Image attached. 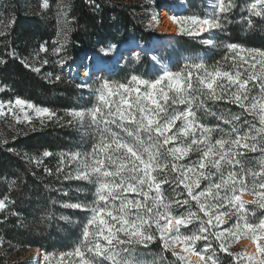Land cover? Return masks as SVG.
<instances>
[{
    "label": "trees",
    "instance_id": "1",
    "mask_svg": "<svg viewBox=\"0 0 264 264\" xmlns=\"http://www.w3.org/2000/svg\"><path fill=\"white\" fill-rule=\"evenodd\" d=\"M177 1L66 0L61 8L59 5L62 0H47V7L43 6L44 0H0V87L5 88L0 97H19L48 108L56 114L35 130L0 143V199L7 198L8 205L6 209L0 210V249L6 247L19 253L36 248L35 250L41 249L45 256L49 255L50 264H79L78 257L67 254L72 253L77 246L82 247L84 225L92 213L90 210L72 208L69 205L86 204L90 209L96 201V185L76 178L78 165L75 161L69 162L70 154L92 153L94 146L99 143L100 132L95 126H89L87 121L82 125L71 113L76 109H89L96 105V89L104 80L115 85L129 82L133 75L154 80L160 74L157 67L151 66L148 52L133 53L124 56L115 72L104 76L99 74L96 77L104 78L95 77L96 79L88 81L93 91L86 93L80 88L78 80L68 77L67 73L58 68V64L69 60L78 62L82 56L115 45V53L111 59L99 60L112 63L126 45L142 43L149 46L158 36L151 40L155 32L149 26L146 16L164 6H174ZM186 2L187 7L181 13L187 16H207V4L204 0ZM250 3L251 0H232L231 11L220 16L221 27L216 32V46L209 49L204 58H200L209 70L213 67L233 72L237 70L238 65H233L232 53L226 48L229 44L240 45L245 50L264 51V15H251ZM62 29L66 38L59 41ZM201 40L200 36L181 35L176 37L173 43L178 46L180 54H195L203 50L205 43ZM42 47L47 51H42ZM56 48L61 51L56 53ZM135 54H138L139 64L126 68L130 61L136 59ZM45 60L47 63H43ZM187 60L178 55L168 70L181 71ZM57 76L60 77L59 80L56 79ZM191 83L195 91L189 90L192 97L190 107L194 112L195 122L209 130V139L213 143L217 139H235L237 135L248 133L250 128L251 135L256 136L257 151L251 152L241 148L239 151L243 154L236 156L239 164L233 168L223 165L221 171L225 174L228 171L239 172L241 166L245 171H258L260 157L264 155L260 151L264 147V134L256 132L261 126L258 118L233 103L227 94L221 100L209 99L200 90L195 75ZM249 89L250 97L259 96L258 84L253 87L250 83ZM171 95L169 93L170 97ZM187 107L188 105L184 104L172 105L169 110L175 108L176 111H182ZM236 116L240 117L238 121L233 119ZM179 124L177 121L178 126ZM100 128L103 129L104 125L101 124ZM129 131L134 132L135 127L129 126ZM109 133H115L124 142L133 145L138 152H143L134 136H129L118 125H109ZM109 133L105 134L106 139H109ZM141 139L145 147L152 143L143 131ZM171 146L173 145L161 148L159 157L161 163H167L169 168L163 172H153L158 179L163 176L169 181L161 186L164 202L170 205L173 216L193 212L203 218V213L199 211L196 202L187 196L183 185L173 180L175 174L170 170L172 157L166 154V149ZM225 147L227 149L228 145ZM44 152H50L52 155L44 156ZM118 155L120 154L113 153L114 158ZM100 156L104 158L103 154ZM143 158L147 159V153H143ZM198 159L199 153L192 152L189 157L177 163L192 166ZM105 163L108 164L107 159ZM58 168L60 171H57ZM109 170H114V167ZM251 179V176H246L249 188L238 195L245 193L256 197L251 190ZM209 182L201 180V188L194 189V192L200 191ZM126 195L128 198H139L135 193ZM176 200H188L189 203L177 206ZM247 202L249 203L245 204V210L248 222L258 223L259 219L264 218V208L251 203V200ZM97 203L102 206L101 202ZM114 203L119 205V201ZM222 210L227 211L228 216L227 224L220 225L221 229L232 224L237 214L235 207H225ZM200 223V220L194 219L193 223L180 229V234L195 232ZM150 232L156 236L151 242L117 247L116 258L120 264H184L176 254L178 251L165 248L154 224ZM242 239L252 238L241 236L231 244V253L241 252L237 246ZM207 243L211 244V248L206 252L202 251L205 241H198L194 246L197 251H202V254H211L212 250H215L214 258L218 264H237L235 257L223 252L211 236ZM62 253L65 254L63 257ZM86 255L91 256L89 253ZM40 264H45V259H41ZM94 264H112V261L107 257L97 256Z\"/></svg>",
    "mask_w": 264,
    "mask_h": 264
},
{
    "label": "snow or ice",
    "instance_id": "2",
    "mask_svg": "<svg viewBox=\"0 0 264 264\" xmlns=\"http://www.w3.org/2000/svg\"><path fill=\"white\" fill-rule=\"evenodd\" d=\"M43 6H48L47 0H44ZM232 6V0H216L213 12L205 17L174 16L172 19L182 22L181 32L185 31L183 23L191 24L189 35L210 33L221 27L220 16L231 11ZM249 10L251 15H264V0H251ZM248 23L251 26L250 19ZM203 43L216 46L212 39L204 40ZM115 47L111 45L106 52H111ZM226 48L232 53L233 65H238L234 72L222 70L220 67L209 70L203 59L188 58L181 71L165 69L154 80L136 75L131 76L129 82L115 85L104 80L96 89L98 103L92 108L71 113L82 125L87 121L89 126H95L100 132L99 143L94 146L92 153L70 154L69 162L75 161L78 165L76 178L96 185V201L90 209L86 204L69 205L72 208L90 210L92 213L84 225L82 247L77 246L72 253L67 254L78 257L79 264H94L97 256L107 257L112 264H120L116 258L117 247L133 243L145 244L156 239L150 232L153 224L159 238L164 241L165 248H174L176 243L183 242V251H195L204 264H218L214 258L215 250L207 257L202 254V251L206 252L211 248V244L207 243L209 236L223 252L234 256L237 264H264V259L258 261L255 255L246 251L230 252L232 243L241 236H250L257 241V252L264 258V244L259 243L264 240V218L259 219L258 223L248 222L245 204L249 202L241 200L238 195L249 188L246 176H251V190L257 197L251 203L264 208V155L260 157L258 171H245L243 166L239 172L228 171L225 174L221 171L223 165L233 168L239 164L236 156L243 154L239 151L241 148L256 152V136L251 135L250 128L248 133L237 135L235 139H217L213 143L209 139V130L195 122V115L190 107L192 97L189 90L193 89L191 81L195 75L200 90L209 99L221 100L227 94L233 103L258 118L261 126L256 132L264 134V51L245 50L237 44H229ZM41 50L47 51L43 47ZM54 51L59 53L61 49L56 48ZM43 63H47V60ZM56 79L59 80L60 77L57 76ZM250 83L253 87L259 85V96H249ZM169 93L172 94L171 97ZM113 97L117 99L114 100ZM179 104L188 107L182 111H176L175 108L169 110L172 105ZM25 106L33 109L39 117L52 119L56 115L48 108L37 107L17 97L15 101L7 102V111L4 102H0V116L11 114L18 122L21 119L31 121L32 117L25 112ZM14 108L24 113L23 117L13 111ZM233 119L238 121L240 117ZM177 121L180 122L179 126ZM101 124L104 125L103 129L100 128ZM109 125H118L129 136H134L143 152H138L133 145L124 142L115 133H109ZM129 126H134L135 131H129ZM141 131L152 141L147 147L141 139ZM106 133H109V139H106ZM167 145H173L166 149V154L173 161L170 165L171 172L175 174L173 180L183 185L187 196L196 202L199 211L203 213V218L193 212L173 216L170 205L164 202L161 186L169 181L163 176L158 179L153 172H163L169 168L167 163H161L159 159L160 149ZM260 151L264 153V147ZM192 152L199 153V159L194 165H178V161L189 157ZM113 153L120 155L114 158ZM143 153H147V159L143 158ZM43 155L52 154L44 152ZM113 167L114 170H109ZM213 176L216 178L211 179ZM201 180L210 182L200 191L194 192V189L201 188ZM131 193L139 198H128L126 194ZM6 199H0V210L8 207ZM115 201H119L118 206ZM97 202H101L102 206ZM188 203V200L175 201L177 206ZM225 207H235L237 214L232 224L221 229L220 225L227 224L225 217L228 212L222 210ZM194 219L201 221L200 227L188 235H181L180 229L186 228ZM202 240L205 241L204 249L196 251L193 246ZM176 254L184 264H190L185 255ZM64 255L61 254L62 257Z\"/></svg>",
    "mask_w": 264,
    "mask_h": 264
},
{
    "label": "rangeland",
    "instance_id": "3",
    "mask_svg": "<svg viewBox=\"0 0 264 264\" xmlns=\"http://www.w3.org/2000/svg\"><path fill=\"white\" fill-rule=\"evenodd\" d=\"M204 1L207 4V7L205 9L206 14L209 15L212 12L213 5L216 3V0H204ZM65 2H66V0H62V3L59 6H61V8H63L62 6L65 4ZM182 3H185V5L187 7L186 0H178L175 5L179 9L180 5ZM168 13L173 14V17L175 16L177 18L191 17V16H187V15L181 13L180 9H179V11L176 10V12L173 13V8L171 9V11L163 12V13H160L158 10L150 12L146 17L148 18L149 26L155 32L152 34L151 40H153L156 36L159 37L163 34L162 29H160V25L164 22ZM174 21H176V23L171 21V26L175 27L176 34L174 35V37L172 36V38H171L172 40L170 39L171 41L169 40L170 43L168 42L169 44L167 43L166 44L167 46L164 45L166 47L162 46L164 48L161 49L160 51H158L155 56H153L150 52H148L149 54H147V56H149L151 66L157 67L159 69V74H161L162 71L165 69H170L172 63L174 62L175 58L178 57V55L181 57V59H188V58H193L196 56L199 58H204V56L207 55L209 49H212V48L214 49V47H215V46L213 47V46L205 44L203 47V50L198 52V53L180 54V52L178 51V46L173 43V40L176 37L181 36V35H189L188 30H190L192 28V25L188 24V23H183L185 31L181 32L180 29H181V23L182 22L179 20H174ZM2 29H4V28H2ZM217 31H218V29H215V30H212L210 33H202L200 35H189V36H200L202 39L201 41H204L207 39H212L215 42V36H216ZM65 38H66V33L62 29L60 34H59V41H64ZM106 50L107 49H101L100 51L92 52L86 56H82L81 57V61H82L81 66L82 67L87 66V68H89L90 64L95 62V61L111 59L112 56L114 55L115 51L112 50L111 52H106ZM147 51H149V50H147ZM134 56L136 59L130 61L127 64L126 68H129L130 66H137L139 64V61L137 60L138 54H135ZM78 62H75L73 60L63 61V62H60L58 64V68H60L61 71H64V73H67L68 77L73 78V79H77L79 82L80 88L85 90L86 93H89V92L93 91V87L91 86L90 82H88L86 80V78H84L83 76H80L77 73H76V75L71 74L70 67L75 66ZM96 78L103 79L104 77H96ZM4 90H5V88L0 87V94ZM16 98L17 97L4 99V98L0 97V102H4V104H5V111H7V102L8 101H15ZM32 104L35 105L34 103H32ZM35 106H37V105H35ZM37 107H40V106H37ZM79 110H81V109H76L74 111H79ZM13 111L17 112V114L20 115L21 117H23V115H24V113L19 112L18 109L14 108ZM25 112H27L32 117L31 121H25V120L21 119L18 122L11 114L0 116V143L5 142L9 139L15 138L16 136L21 135L23 133L25 134L29 131L35 130L38 126H42L45 121L49 120L47 117L37 116L33 109H29L26 106H25ZM256 199H257L256 197H253V199L251 201L256 200ZM241 200L249 201V200H244L242 198H241ZM225 220H227V216L225 217ZM240 242L238 243L237 247L241 251H246L248 254L255 255L257 257L258 261L261 260V256L257 252L256 246H255L256 252H254V250L247 251L246 250V247H247L246 244H240ZM259 243L264 244V240L259 241ZM178 244H182L183 246H185L183 243L178 242L174 245V250L178 251L181 255H185L187 258H189L187 256V253L184 252L183 249H181L180 247L177 246ZM193 247L197 251L195 246H193ZM35 249L36 248H32V249L21 251V252L17 253V252H12V251L6 249V247H2L0 249V258H1L0 264H33V258H34V256H36ZM192 253L195 254V251H192ZM203 255H205L207 257L210 254L203 253ZM42 256H43L42 259L44 260L45 259V253L44 252H43ZM46 257H47V259H45V264H50L49 255ZM189 260H190V264H204L203 261L199 260V257L197 255L195 256L194 259L191 260L189 258Z\"/></svg>",
    "mask_w": 264,
    "mask_h": 264
},
{
    "label": "bare ground",
    "instance_id": "4",
    "mask_svg": "<svg viewBox=\"0 0 264 264\" xmlns=\"http://www.w3.org/2000/svg\"><path fill=\"white\" fill-rule=\"evenodd\" d=\"M172 8H173V13H175L176 10L179 11V9H180V12H183L186 8V5L185 3H182L179 9L177 8L176 5L164 6L163 8L158 9V11L160 13L168 12V11H171ZM172 17H173V14L168 13L166 19L160 25V29H162L163 35H161V37L155 38L149 46L144 45L142 43H131L129 45L124 46L120 50L114 62L105 63L101 61H95L94 64L92 63L90 64L89 68H87V66L82 67L81 66L82 61H79L75 66L70 67L71 74L76 75L77 73L80 76H83L84 78H86L87 81H90L99 74L104 76L105 74L115 72L120 62L124 58V56H128L133 53H147V52H150L153 56H155L157 52L161 49V47L166 45L169 42V40L172 38V36L176 34L175 27L171 26V21L176 23V21H174ZM240 197L245 200L253 199L252 196L245 194V193L241 194ZM240 244H246L247 251L254 250V252H256L255 246L257 244V241L253 239H243L241 240ZM177 246L180 247L181 249H184L185 247L182 244H178ZM35 253H36V256H34L33 258L34 259L33 264H40L41 259H42V254H43L42 250L37 249L35 250ZM187 256L192 260L195 258L196 255L192 252H187Z\"/></svg>",
    "mask_w": 264,
    "mask_h": 264
}]
</instances>
